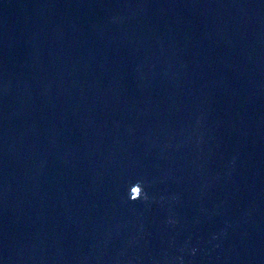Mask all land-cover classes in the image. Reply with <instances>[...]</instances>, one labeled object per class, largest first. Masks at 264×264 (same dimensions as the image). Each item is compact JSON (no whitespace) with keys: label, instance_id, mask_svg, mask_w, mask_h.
Segmentation results:
<instances>
[{"label":"water","instance_id":"water-1","mask_svg":"<svg viewBox=\"0 0 264 264\" xmlns=\"http://www.w3.org/2000/svg\"><path fill=\"white\" fill-rule=\"evenodd\" d=\"M0 264H264V0H0Z\"/></svg>","mask_w":264,"mask_h":264}]
</instances>
